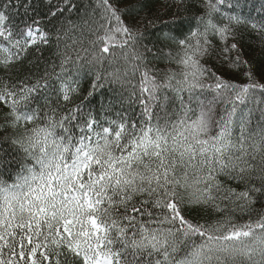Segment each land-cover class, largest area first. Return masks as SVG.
<instances>
[{"label": "snow or ice", "instance_id": "1", "mask_svg": "<svg viewBox=\"0 0 264 264\" xmlns=\"http://www.w3.org/2000/svg\"><path fill=\"white\" fill-rule=\"evenodd\" d=\"M190 2L199 15H179L186 0H48L43 16L32 0H0V264H264V83L228 43L264 21L237 12L241 0L227 12L226 0ZM46 23L60 63L41 74ZM77 30L93 37L89 56L75 37L61 50ZM210 37L249 83L203 62L217 51ZM32 49L37 70L20 75ZM165 57L176 69L149 66ZM118 59L123 72L97 70L80 99L79 70ZM102 79L124 91L97 108Z\"/></svg>", "mask_w": 264, "mask_h": 264}, {"label": "trees", "instance_id": "2", "mask_svg": "<svg viewBox=\"0 0 264 264\" xmlns=\"http://www.w3.org/2000/svg\"><path fill=\"white\" fill-rule=\"evenodd\" d=\"M52 2H55V0H52ZM243 7L241 9H237L236 11L244 15L247 19L250 21L256 23L259 25L262 21H264V8L261 7V5H264V0H241ZM47 3L48 0H32L33 8L37 13H39L41 16L45 15L47 12ZM81 6H83L81 4ZM176 9L173 7L172 12H175ZM202 9L195 8V6L190 2V0H186V7L182 8L179 12L180 16H189L195 13L196 15H199ZM223 12L228 11V3L227 0L225 2L224 7L222 8ZM172 12H169L167 16H163L162 19H169L171 17ZM23 8L19 9L18 13H12L13 18L16 20H19L22 18ZM70 19L77 20V17L75 15L71 16ZM217 21H219V17L216 18ZM195 20L192 21L193 27L195 26ZM52 24H57V21H53ZM52 24H45L44 27L46 30H49L53 34V39L51 46L44 47L42 49V59L39 63V71L42 74L45 69V62L48 64H52L53 62L57 65L56 71H59V58L55 55L56 53V41H55V28L52 27ZM58 26V25H57ZM67 27V25H65ZM187 31V28H185V32ZM236 36L237 39L235 41L229 40L228 43L231 44L233 42L237 43L239 52L241 53V59L248 62V65L251 67L252 75L254 78V81L259 83H264V39H262V36H264V33H258L257 30L252 29L250 26H239L236 30ZM75 37L77 40H83V45L77 44L76 47L80 48L79 54L84 56H89V53H86L83 51V48H90V45L88 44V40L92 39L90 35H88L87 32L84 33V36L80 35V32L74 31L69 34V38L67 41L61 42V50H64V43L71 44L72 38ZM155 38V33L152 34V36L149 39H146L144 43L148 44L149 47L152 46V40ZM213 40V44L217 46V51L213 52L210 56L206 57L204 59V63H206L209 67L213 68V70L217 71L219 74L223 75L226 79L233 80L237 83L244 84L249 83V81L245 78L243 75L244 71H247L248 69L241 68L239 70L235 68L229 67L227 63H220V60L218 59L217 53L219 52L221 45V42L219 41L218 37H210ZM69 53L73 57V60H75V57L77 55V52L74 49H68ZM117 53H119V49H116ZM168 51L167 48L164 49V52L166 53ZM174 51V50H173ZM39 53L36 52V49H32L29 53V56L27 59L23 62V65H17V67L20 69V75H24L25 73L31 71L35 72L36 66L35 64L29 65V61L33 60L34 57L38 56ZM236 53H233V56H235ZM150 67H154L157 71L163 72L169 68L176 69V65L174 63H169L168 59L162 58L156 61H153ZM68 68L70 71L75 72L76 68L74 65H68ZM116 68H120L121 72H123L124 69V62L122 59H118L117 62L112 65L111 67L105 62L104 68L100 69L99 66L96 68H91L88 65H85L82 69L79 70V76L75 77L80 80V87H81V95L80 99H83L84 96L87 95L88 91L90 90L92 80L95 77V72L97 70L101 71L102 74L114 71ZM16 73H13L15 75ZM2 75V73H0ZM137 76V80H138ZM103 87L99 88L97 90V93L95 95V98L93 99L92 106L99 107V103L101 101L107 102L109 99H111L114 95L117 93L124 91V89L121 88V85L119 83L111 82V80H101L100 82ZM258 97L260 96V93L257 92L256 94ZM77 103L79 101H76ZM254 106V104L252 105ZM136 111H139V108H136ZM0 135H4V133L0 132ZM2 147L8 148L7 144H4ZM259 207V205H257ZM185 214L189 215L191 218L195 219H216L217 214L214 213L211 209H204V208H191L186 209ZM236 219L238 222H244V220L247 219V216H242L239 212L235 214Z\"/></svg>", "mask_w": 264, "mask_h": 264}]
</instances>
